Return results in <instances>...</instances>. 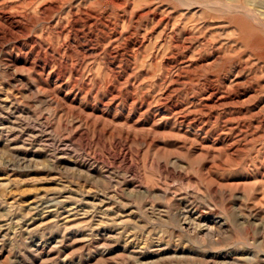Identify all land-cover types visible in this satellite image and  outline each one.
Wrapping results in <instances>:
<instances>
[{
    "label": "rangeland",
    "instance_id": "1",
    "mask_svg": "<svg viewBox=\"0 0 264 264\" xmlns=\"http://www.w3.org/2000/svg\"><path fill=\"white\" fill-rule=\"evenodd\" d=\"M233 2L0 0V264H264V34Z\"/></svg>",
    "mask_w": 264,
    "mask_h": 264
},
{
    "label": "bare ground",
    "instance_id": "2",
    "mask_svg": "<svg viewBox=\"0 0 264 264\" xmlns=\"http://www.w3.org/2000/svg\"><path fill=\"white\" fill-rule=\"evenodd\" d=\"M230 9L234 14H237L240 21L244 23L253 22L264 34V1L235 0Z\"/></svg>",
    "mask_w": 264,
    "mask_h": 264
}]
</instances>
